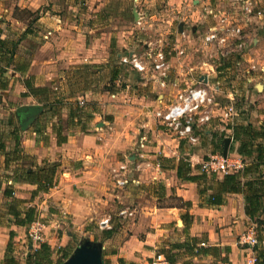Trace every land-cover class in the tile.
Here are the masks:
<instances>
[{"label":"crops","instance_id":"crops-1","mask_svg":"<svg viewBox=\"0 0 264 264\" xmlns=\"http://www.w3.org/2000/svg\"><path fill=\"white\" fill-rule=\"evenodd\" d=\"M165 1L0 0V143L4 145L0 147V207L8 209L14 198L4 193L9 186L20 200L22 215L26 207L36 210L34 220L24 224L16 223L10 214L0 216V264H25L28 253L42 242L49 245L52 260L44 259L42 264H57L60 254L72 253L85 237L103 242L106 264L108 260L120 264V257L128 264H184L186 260L191 264H248L251 249L241 243L240 235L258 220L246 213L241 192L224 194L221 204L211 202L213 173L202 170V161L206 154L223 152V137L231 136L228 155L235 157L238 168L242 166L231 126L264 122V88H256L261 78L254 76L248 83L246 73H237L232 61L212 69L209 61L202 72L198 68L201 61L189 58L198 42L197 33L207 27L208 19L201 13L207 0H168L178 4L184 15L174 40H183L181 44L188 48L187 58L171 57L170 79H176L177 86H163L156 76L122 63L123 54H143L136 36L143 21L158 19L152 24L161 36L156 38L173 40L170 33L177 17L167 14ZM159 8L162 20L156 17ZM17 9L34 16L23 18ZM124 11L133 15L129 26L114 23ZM251 28L264 32L256 25ZM157 39L145 47L172 48L175 44H160ZM223 67L233 72L232 84L226 88H222ZM105 71L106 79L114 82L128 77L126 88L106 89ZM200 74H206L205 83L219 87V95L229 98L233 93L239 114L225 119L217 110L201 128L205 139L203 133L202 141L190 145L161 124L154 111L174 101L179 88L200 83ZM25 104L43 106L26 129L18 112ZM17 140L23 154L13 160ZM181 160L190 163L188 175L196 179L179 176ZM124 161L129 165L128 182L119 186L114 169ZM46 164L57 166L56 183L50 189L15 180L19 165L37 170ZM171 195L182 204H158L160 198ZM107 216L111 218L108 228H113L110 236H104L106 229L99 227ZM36 226L43 235L39 243L30 235ZM189 236L197 237L198 246L210 247L211 252L190 255L176 248V261H168L162 250L190 240Z\"/></svg>","mask_w":264,"mask_h":264},{"label":"built area","instance_id":"built-area-1","mask_svg":"<svg viewBox=\"0 0 264 264\" xmlns=\"http://www.w3.org/2000/svg\"><path fill=\"white\" fill-rule=\"evenodd\" d=\"M164 8L167 14L174 13L177 18L181 15L176 3L166 2ZM202 14L206 20L208 19L207 27L202 33V42L213 59L211 69L232 61L234 67L240 71L248 63L245 70L246 80L249 83L254 81V76H259L261 79L256 83V88L261 91L264 88V57H254L249 50L258 40L253 34L259 30H252V25L264 29V0H207L202 6ZM187 55L188 48L180 41H176L172 48L164 46L152 48L146 55L137 52L123 54L121 62L142 73L156 76L163 86L170 83L177 86L178 81L170 79L171 57L184 58ZM209 61L202 60L198 68L203 72L202 69L205 70V66H209ZM205 75L200 74V83L179 88L174 101L154 111L157 120L174 136L192 144L199 141L197 127L209 122L217 110H220V116L225 119H232L239 114L237 98L233 93L229 94L230 100L226 104L221 103L218 99L219 87L205 83ZM84 103L81 101V104ZM232 163L237 167L238 164L231 161L229 155L224 156L222 152L211 154L210 158L202 161V170L212 173L228 172ZM128 169L127 161L121 162L119 167L114 169L119 175L116 179L119 186H124L128 182L125 176ZM99 224L102 228L110 227L111 218L104 217ZM30 235L37 243L43 240L39 226H36ZM240 241L251 249V253L247 255V263L256 264L257 254L253 249L259 242L256 226H249L240 235ZM158 258L162 259V255L160 254Z\"/></svg>","mask_w":264,"mask_h":264},{"label":"trees","instance_id":"trees-1","mask_svg":"<svg viewBox=\"0 0 264 264\" xmlns=\"http://www.w3.org/2000/svg\"><path fill=\"white\" fill-rule=\"evenodd\" d=\"M26 85L29 86L30 84L26 83ZM76 108L78 109V106ZM72 114L75 115V112H72ZM231 127L234 141L239 143L237 150L243 157V164L236 170L223 173L222 177H218L216 173H213V181L210 188L214 189V193L211 196V202L214 204H221L224 202V194L228 192H241L244 194L246 201V213L251 218L255 219L264 212V122L259 126H255L251 122L234 123ZM222 141L224 142V137ZM1 146L4 145L0 143V147ZM22 154L20 142L17 140L16 147L12 154L13 158L11 159H19ZM7 159L9 160V156ZM190 169V163L181 160L178 166L179 176H184L187 179H196L198 176L188 175ZM56 172V164H46L37 170L19 165L15 169V180L20 182H37L41 188L48 190L56 183ZM4 193L6 196H13L14 198L8 209L4 210L0 207V216L10 214L14 216L16 223L20 224L34 220L36 217V210L33 206L26 207L25 213L22 215V209L18 207V202L20 200L14 196L13 187L7 186ZM187 225L188 224H186L185 228H187ZM105 229L104 236H110L113 228ZM185 230L187 231V229ZM258 238V244L253 248L257 254L256 264H264L263 228L258 230ZM189 239L190 240L184 242L172 244L170 249H163L162 252L166 255L167 260L171 263L176 261L177 251L174 250L176 248H184L185 252L190 255L211 252L210 247L198 246L197 237L189 236ZM40 249H43V252H39ZM65 255V258L69 256V254ZM44 259L52 261L50 258L49 245L42 242L39 248L28 253L25 264H42V260ZM61 262L58 263L61 264ZM119 263L128 264L123 257L119 258ZM108 264H112V262L108 260ZM184 264H191V262L186 260Z\"/></svg>","mask_w":264,"mask_h":264},{"label":"rangeland","instance_id":"rangeland-1","mask_svg":"<svg viewBox=\"0 0 264 264\" xmlns=\"http://www.w3.org/2000/svg\"><path fill=\"white\" fill-rule=\"evenodd\" d=\"M166 2H168V0L167 1H165V3ZM164 6V5H163ZM157 7V6H156ZM124 12H126V11H124ZM157 12H160V13H158V15L156 16L157 18H159V20H162L163 19V14H162V12H161V10H160V8L158 9V11ZM202 13V12H201ZM16 14L17 15H19V16H21V17H23V18H32L34 15H33V12H30V11H28V10H26V9H22V10H16ZM199 16H200V18H203V16H202V14L200 15V14H198ZM198 15H196V17L198 18ZM183 17H184V15H182V12H181V15H180V17L179 18H177L176 19V22H175V28H172L171 29V35H174V37H173V40L171 39V38H169V39H167V41L165 42H162L160 39H157L156 37H158L159 36V34L160 33H158L159 32V29H155V27H154V25H152V24H155L156 25V22H157V20L158 19H154V20H152V19H150V20H148V21H143L142 23H143V26H142V29H140L139 30V33H135L136 34V36H138V38L140 39V52L142 51V53H143V55H145V54H147V51H148V49L145 47V44H148V46L150 47V46H152L154 43L152 42H149L150 40H154V39H157V41L161 44H165V45H167V44H169L170 45V43L169 42H176L174 39H176L177 38V31H178V23H179V20H183ZM133 15L132 14H130V13H128V12H126L123 16H117L116 18H114V23H117V24H119V25H121V26H129V25H131L132 24V22H133ZM195 20V19H194ZM160 22H162V21H160ZM202 24H204V23H202ZM147 26L149 27L150 26V28H152L151 29V31H149L148 30V28H147ZM158 26V25H157ZM158 28V27H157ZM205 25H204V27L201 29V31L200 32H198L197 33V40H198V42L196 43V46L194 47V50L192 51V53H191V55H190V59L191 60H193V61H202V60H210V61H213V59L212 58H210V55H209V53L207 52V50H206V48H205V46L203 45V42H202V36H201V34H202V30L204 29L205 30ZM253 35H255L256 36V38H258V40H257V42H255L252 46H251V48H250V50H249V52H250V54L252 55V56H254V57H264V32H261V33H259V32H254V34ZM176 36V37H175ZM159 37H161V36H159ZM172 40V41H171ZM146 42V43H145ZM180 42H184L183 40H181ZM147 50V51H146ZM144 51V52H143ZM187 58V57H186ZM188 58V59H189ZM247 66H248V63H246L245 65H244V67L240 70V71H237V73H240V74H244V73H246V68H247ZM130 66H128V68H129ZM127 68V67H126ZM224 69H222L221 70V72H222V75H223V79H222V88H226V87H230V85L232 84V78H233V72L231 71V69H228V68H225V67H223ZM132 72H134V70H132L131 69V67L129 68ZM129 69H126L125 70V72L127 73L128 71V73H130V70ZM202 70H204V69H202ZM228 70H230V71H228ZM124 73V72H123ZM234 73H236V72H234ZM100 74H102V73H100ZM104 74H105V88L106 89H109V90H111V91H113V90H118V89H122V88H126V85H127V82H129V81H126L125 82V80L126 79H128V77H126V79L125 80H122V81H120V82H118V81H115L114 82V80L112 79V78H109V79H106V75H107V71H105L104 72ZM101 82H102V80H101ZM238 84V83H237ZM238 86H239V84H238ZM72 87V85L71 84H69V86H68V88H71ZM218 99L221 101V103H224V104H226L228 101H229V98H227V97H225L224 95H219L218 94ZM239 100H240V102L242 103V102H244V98L241 96V97H239ZM212 120V119H211ZM211 120L209 121V122H207L206 124H204V125H208V123H210L211 122ZM204 125H202V126H198L197 128V130H198V133L200 132L201 133V136H199V139H200V141H202V139H205V136H206V133L204 132V129H201ZM204 133V135H203V138L201 139V137H202V134ZM205 141V140H204ZM188 142V141H187ZM220 142V141H219ZM188 144H190V142H188ZM192 144V143H191ZM190 144V145H191ZM198 144V143H197ZM189 146V145H188ZM195 146H197L196 144H195ZM218 147V149H221L222 147H223V142H222V144H219V146H217ZM210 156H211V154L209 153V154H206L205 155V159L207 160L208 158H210ZM204 159V160H205ZM230 159H231V161H234L235 160V157H233V156H231L230 155ZM238 168V166L237 167H235L234 165H233V163L231 164V166L229 167V169H230V171L231 170H236ZM213 173H220V174H223V173H225L224 171H220V172H213ZM182 204V201L180 200V198H178L176 195H171V196H169V197H165V198H160L159 199V201H158V204H160V205H166V204ZM257 220H258V222H254L255 224L254 225H252V226H256V228H257V230H260V228H263L264 229V212L263 213H261V215H259L258 217H257ZM97 227H98V225H97ZM100 227V226H99ZM101 229H105V227L104 228H102V227H100ZM106 228H108V227H106ZM80 234H78L76 237H77V240H76V242H78L79 241V238H80V236H79ZM76 239V238H75ZM65 252H63L62 254H60L57 258H58V261L59 262H61V261H64L66 258H65V254H64ZM67 254H71V252H67ZM57 264H58V262H57Z\"/></svg>","mask_w":264,"mask_h":264},{"label":"water","instance_id":"water-1","mask_svg":"<svg viewBox=\"0 0 264 264\" xmlns=\"http://www.w3.org/2000/svg\"><path fill=\"white\" fill-rule=\"evenodd\" d=\"M42 109L43 106L40 104H25L19 106L18 112L21 116L22 127L26 129L32 124ZM231 141V136H226L224 138V148L222 152L224 156H228ZM61 264H106L103 242L87 237L83 238L73 252L62 261Z\"/></svg>","mask_w":264,"mask_h":264}]
</instances>
